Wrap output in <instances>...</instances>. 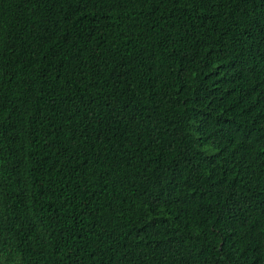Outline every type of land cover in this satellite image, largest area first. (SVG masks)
I'll list each match as a JSON object with an SVG mask.
<instances>
[{
	"label": "trees",
	"instance_id": "obj_1",
	"mask_svg": "<svg viewBox=\"0 0 264 264\" xmlns=\"http://www.w3.org/2000/svg\"><path fill=\"white\" fill-rule=\"evenodd\" d=\"M0 264H264V0H0Z\"/></svg>",
	"mask_w": 264,
	"mask_h": 264
}]
</instances>
